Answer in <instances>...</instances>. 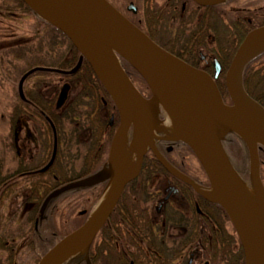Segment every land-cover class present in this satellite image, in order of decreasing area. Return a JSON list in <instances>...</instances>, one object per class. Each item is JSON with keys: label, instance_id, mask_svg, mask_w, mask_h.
I'll use <instances>...</instances> for the list:
<instances>
[{"label": "water", "instance_id": "obj_1", "mask_svg": "<svg viewBox=\"0 0 264 264\" xmlns=\"http://www.w3.org/2000/svg\"><path fill=\"white\" fill-rule=\"evenodd\" d=\"M23 1L39 17L66 34L81 54L72 69L57 70L74 74L85 58L115 101L119 112V123L111 139L107 164L88 177L53 190L45 198L41 210L50 198L66 189L108 180L100 197H104L103 201L99 204V199L85 222L49 248L38 264H53L56 260L60 264L82 249L88 251L94 236L114 209L125 184L138 174L141 150L147 145L168 171L225 209L239 236L246 264H264V184L260 177L258 153L259 144L264 146V107L247 93L242 78L246 64L264 52V25L251 29L244 36L231 59L225 74V84L232 104H226L214 78L208 72L188 65L160 47L108 0ZM193 1L199 5H214L224 0ZM119 56L146 81L152 92L149 98H145L135 87L121 65ZM43 69L46 68L36 67L22 75L18 85L22 98L26 77L35 70ZM100 70L107 74L113 91L101 79ZM218 73L219 64H216L214 76L217 77ZM173 75L187 86L188 97L173 83ZM69 88L68 83L62 86L58 106L65 101ZM160 104L165 106L173 118L179 137L189 145L201 163L209 179L208 189L200 187L159 154L153 139L160 121ZM131 125L135 126V130L129 149L136 152L137 157L132 169L126 170L122 150L126 149ZM230 131L240 135L247 144L250 177L261 200L260 209L247 196L243 186L245 183L221 145V138ZM55 153L56 144L52 156ZM53 159L43 170L51 165ZM109 184L110 189L105 193ZM209 191L215 196L210 195ZM86 263L91 264L88 257Z\"/></svg>", "mask_w": 264, "mask_h": 264}, {"label": "flooded vegetation", "instance_id": "obj_2", "mask_svg": "<svg viewBox=\"0 0 264 264\" xmlns=\"http://www.w3.org/2000/svg\"><path fill=\"white\" fill-rule=\"evenodd\" d=\"M109 1L162 48L212 76L216 62L222 67L223 73L229 53L241 34L245 36L250 29L264 23V7L251 8L242 0H227L212 6H202L191 0ZM24 92L28 96L25 89ZM142 94L149 97L151 92L145 90ZM37 98L40 101V113L47 121L45 125L50 140L46 143L39 137L41 129L40 134L35 130L36 126L28 116V106L21 105L16 112L11 108L10 113H16L13 129L15 125L18 127L15 134L12 131L13 140L10 142L15 156L23 157L25 161L37 157V162L25 166L20 161L11 169L12 172L9 170L0 178V196L3 190L20 182L28 183L30 195L35 191L45 192L44 187L32 184L31 178L37 175H42L43 179L52 178L59 185L61 183L57 177L65 171V167L60 164L58 153L53 156L55 158L51 165L43 170L52 157L54 137L58 139V132L53 119L43 110L47 107L52 113L50 106L40 96ZM54 108L60 111L56 103ZM100 110L99 116L108 115L105 107H100ZM164 112V108L159 105L160 121L155 130L154 145L169 163L188 174L189 168L197 167L193 161L190 163L189 157L196 156L183 140L168 134ZM134 130L135 126L132 125L128 131V143ZM90 140L87 148L92 150L97 141L92 137ZM234 140L245 152L242 140L231 134L224 140L225 149L228 152L234 149ZM141 151L140 170L124 187L120 210L108 218V223L96 236L98 241L92 244L95 250L100 248V251L96 256H90L91 264H245L243 251L204 249L205 198L162 166L149 145ZM132 154L131 157H135L136 161L137 153L132 151ZM198 183L203 184L202 180H198ZM57 186L50 188L47 195ZM31 221L33 224L19 235L21 239L17 238L18 235L10 234L0 221V264H37L42 252L33 244L42 240L43 234H47L48 237H45L49 240L58 239L53 230L49 232V228H45L58 223L53 213L45 212L42 219L35 213L34 217L29 216L27 222ZM18 240L21 242L19 245L16 243ZM131 241L137 242L139 246ZM19 246L21 249L24 246L27 248L21 252ZM64 264H83V259L78 256Z\"/></svg>", "mask_w": 264, "mask_h": 264}, {"label": "rangeland", "instance_id": "obj_3", "mask_svg": "<svg viewBox=\"0 0 264 264\" xmlns=\"http://www.w3.org/2000/svg\"><path fill=\"white\" fill-rule=\"evenodd\" d=\"M160 1L158 0V2ZM242 1L251 8L264 7V0ZM0 2H3V0H0ZM6 2L4 1V5H6ZM41 54L50 55L52 58L62 57L67 59L71 55V49L66 38L47 28L45 23L33 13L27 11V9L15 6L10 12L2 11L0 13V178L4 177L9 170L14 169L13 167L20 161L27 163L25 166L37 162V157H33L31 161H25L23 157H15L14 149L10 145V133L13 131L11 124L14 119L12 118L10 122L9 117L11 108L13 107L15 111V104H21L18 96V81L22 73L29 67L32 58ZM254 66H262L264 71V60L254 63ZM129 72L132 74L133 80H136L139 84L140 89L144 90L145 87L141 83L139 76L131 70ZM73 81L74 86L70 91L67 102L74 105V99H77L80 103V109L84 110L85 107L89 117L91 112H94L93 101L82 95L83 84L80 79L76 78ZM63 82L64 80L54 76L32 75L25 80L24 89L31 96L39 95L50 106L51 112L57 113L60 111L54 108V101L56 100L54 97L56 98L58 89ZM93 96L98 101V104L101 105L103 99L100 98L99 94L95 92ZM99 105L96 109L97 112L101 111ZM28 116L31 117L30 120L36 126L35 130L39 134L41 129L39 137L48 143L50 136L45 123L30 110ZM165 116L167 126L175 124L170 113H166ZM76 118V123H83V117L76 116ZM102 118L105 119L106 116L102 115ZM64 129L62 133L65 138L59 142L58 155L60 164L67 171L64 177L71 178V176H79L80 174L84 153L87 152V145L84 146V144L86 142L90 143L91 132L83 127L84 131L80 132V140L85 143L81 144V147H77L75 142L70 139L73 132L72 127L65 125ZM169 133L174 135L171 129ZM231 150L236 168L240 170L245 178L248 177L246 170L248 163L244 151L240 156L242 158H238L234 155V149L231 148ZM189 159L190 163L193 161L197 164L193 157H189ZM27 186L28 183L25 182L14 183L7 190H3L0 196V221L12 235H21L33 224L32 221L30 223L27 221L30 215L34 217L38 203L29 194ZM250 189L253 196L260 203L261 200L257 190L254 187H250ZM90 200L91 191L84 188L76 189L62 195V198L53 200L51 206L45 212L48 211V214L54 213L59 221L62 220L67 229L74 228L86 216V214L79 216L80 211L84 209L89 211L94 206L96 200L90 208H87V203ZM38 213L39 210L37 211ZM62 222L60 221L61 224H63ZM225 228L228 232L233 231L229 222H226ZM3 232L6 233L7 231L3 230ZM17 238L21 239L20 236ZM16 243L19 245L21 242L18 240ZM26 248L24 246L22 250L20 246L18 247L21 252H24Z\"/></svg>", "mask_w": 264, "mask_h": 264}, {"label": "trees", "instance_id": "obj_4", "mask_svg": "<svg viewBox=\"0 0 264 264\" xmlns=\"http://www.w3.org/2000/svg\"><path fill=\"white\" fill-rule=\"evenodd\" d=\"M4 1H7L6 5H4ZM15 6L25 8L27 9V11L33 13V11L23 2V0H3V2H0V13H2V11H6V13L10 12V10H13ZM40 20L43 23H45L42 19ZM45 24L47 28H50L51 30L61 34L64 38H66L69 44V48L71 49V55L67 59H64L62 57L52 58L50 55H47V54H41L40 56L36 55L35 57L32 58V62L30 64L31 66L29 65L28 68H31L33 66H43V67L59 68V69L72 68L78 60V57H79L78 50L72 45V43L68 40V38L61 31H59L58 29H56L55 27L47 23ZM243 37H244V34H241V36L237 40V43L231 49L228 60L223 67V73L221 74V76H219L217 80V85L225 101L229 99V95L225 88L224 71L227 68L235 50L237 49ZM263 60H264V53L260 54L259 56H257L255 59H253L251 62L247 64L243 72V84L247 92L254 99H256L258 102H260L264 106V71H263L262 66H259V67L254 66V63L263 61ZM122 62L128 74L132 76L129 70L133 71V73L139 76V78L141 79L139 80L141 81L143 86L147 89L146 83L144 82L143 78L138 74V72L124 60H122ZM34 75H42L44 77L54 76L60 79H65V78L67 79L79 78L80 79V81L83 84L82 95L86 97L88 100L93 101L92 107H93V110L95 111L91 112L89 117L87 116V110L85 107H84V110L80 109V103L77 99H74V105L67 102L60 109V112H57L54 114L50 113L47 107H45L43 110L46 114L50 115V117L53 119L54 124L57 128L59 141L65 138V136L62 133L65 130L64 129L65 125H69L70 128L72 127L73 133H71L70 139L75 142L77 147H81V144L85 143V142L83 143L82 140H80V132L82 130L84 131L83 127L87 130H90L91 137L96 139L97 143L94 146V149L90 150L88 148L87 152L84 153L85 154L84 161L82 163V167L80 171L82 173L81 176L92 173L96 171L97 169H99L106 161V155L108 152L109 143H110L114 128L117 125L118 119L116 115L113 125L111 127L108 126L110 114L113 111L115 112L114 102L109 96V94L107 93V91L105 90V88L103 87V85L100 83V81L95 76L90 65L84 60L81 68L74 75H63L57 72H52V71H47V70L37 71L33 74V76ZM134 81L139 87V84L136 82V80ZM95 92L99 94L101 99H103V103H101V105L98 104V101L93 96ZM27 95H28L27 96L28 101L27 102L20 101L21 105L28 106L29 110L33 112L34 115H37L42 121L45 122V124H47L46 119L43 117V115L40 113V110H39L40 101H38V98H37L39 95L31 96L28 93ZM104 101H106L107 104H104ZM98 105L99 107L101 108L105 107L108 110V115L106 116L105 119L99 116V113L96 111ZM76 116L84 118V121H82L83 122L82 124L76 123V119H77ZM85 145H88V144L85 143L84 146ZM232 146L234 147V151H235L234 155L239 158L242 154V149L240 148L239 144L236 141H233ZM230 154L233 155L232 153ZM259 155H260V160H261L260 174H261L262 179L264 180V150L260 151ZM193 159H195L197 163V167L195 168L192 167L193 169L189 168V170H187L188 174L196 181L202 180V183L204 185L206 186L209 185V181L207 179V176L202 166L200 165V163L195 157H193ZM246 159L248 161V157H246ZM201 177H204V178H201ZM243 178L246 180L247 183L251 184L249 180L250 179L249 175L246 178L243 176ZM32 179H33V183H32L33 186L45 188V192L43 193H38L37 191H35L31 194L32 198L38 203L37 208L35 210V212L37 213L38 208L40 204L42 203L44 197L47 195L49 189L59 185V182L53 180L52 178L43 179L42 175H37L36 177L31 178V180ZM71 179H74V177ZM64 181L66 180H63L62 182ZM104 185H105V182H102L99 185L94 186L93 188L88 190V191H91V200L87 203L88 204L87 208H90L92 203L97 199ZM121 201H122V198L119 200L110 218H112L120 210ZM203 201L205 203L204 214H203V217H204L203 220L205 222L204 249L206 250H215V249L216 250L217 249L235 250L236 249V250L242 251V247H241L239 238L235 232V229L232 228L233 231L228 232L225 228V224L226 222H229V218L225 210L223 209V207L217 203H212V202L208 203L209 201H207L206 199ZM60 221L62 222V220ZM60 221L58 220V223H55L53 226L45 227V228H49L48 229L49 232L53 230L56 237L58 238L67 234L73 229V228L67 229V227L64 226V223L62 222L63 224H61ZM106 224L104 226H106ZM103 228L101 229L99 234L102 232ZM43 236L44 237L42 240H39L33 244L41 252H44L54 242L52 238L51 240H49L48 238L45 237L47 236V234H43ZM97 241H98L97 238H95L94 243H96ZM131 243L135 244L136 246H139L138 243L135 241H131ZM147 244L149 245V243ZM98 251H100V248H96L95 250L94 247H92L90 250V256L91 255L96 256Z\"/></svg>", "mask_w": 264, "mask_h": 264}, {"label": "bare ground", "instance_id": "obj_5", "mask_svg": "<svg viewBox=\"0 0 264 264\" xmlns=\"http://www.w3.org/2000/svg\"><path fill=\"white\" fill-rule=\"evenodd\" d=\"M148 36V35H147ZM160 46V45H159ZM161 47V46H160ZM164 49V48H163ZM166 50V49H165ZM166 51H168V50H166ZM169 52V51H168ZM235 53V52H234ZM184 61V60H183ZM185 62V61H184ZM129 64V63H128ZM188 64V63H187ZM188 65H190V64H188ZM190 66H192V65H190ZM194 67V66H193ZM99 75H100V77H101V79L104 81V83L108 86V88H109V90L110 91H113L112 90V87H111V83H110V81H109V78H108V76H107V74L106 73H104L103 71H99ZM171 78L173 79V83L178 87V89H179V91L182 93V94H184V95H186L187 97H188V93H187V86L184 84V82L180 79V78H178V77H176V76H171ZM106 90V89H105ZM107 91V90H106ZM107 93H108V91H107ZM109 94V93H108ZM109 96H110V94H109ZM224 100V99H223ZM224 102L226 103V104H232V101H231V99H228V100H224ZM103 103V102H102ZM104 104H107V102L106 101H104ZM263 106V105H262ZM264 107V106H263ZM170 128L171 129H173L174 131H175V129H174V127H171L170 126ZM129 147V143H128V141L126 140V147ZM129 149V148H128ZM128 154H130L128 151H126L125 149L124 150H122V156H123V164H124V167L126 168V170H130V169H132V166H133V162L131 161V158L130 157H128ZM247 163H248V165H247V168H246V170L248 171V175L250 176V161L248 162L247 161ZM110 186H111V184H109L108 185V188H107V190H106V192L105 193H107L108 192V190L110 189ZM244 186V189H245V192H246V194H247V196L255 203V205L259 208V207H261V205H260V203L257 201V199H256V197H254L253 196V194L251 193V189L249 188V187H246L245 185H243ZM122 194V193H121ZM121 194H120V197H119V199H118V201H117V203H116V205H115V207H114V209L112 210V212H111V214L114 212V210H115V208H116V206H117V204H118V202H119V200L121 199ZM209 194L210 195H213V192L212 191H209ZM213 196H215V194L213 195ZM103 199H104V197H102L101 199H100V201H99V204H101V202L103 201ZM260 209V208H259ZM110 214V215H111ZM109 215V216H110ZM108 219V218H107ZM101 229H102V227L100 228V230H99V232L101 231ZM57 261L58 260H56L53 264H57Z\"/></svg>", "mask_w": 264, "mask_h": 264}]
</instances>
